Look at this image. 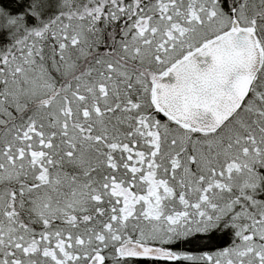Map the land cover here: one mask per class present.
Returning <instances> with one entry per match:
<instances>
[{
    "label": "snow or ice",
    "instance_id": "obj_1",
    "mask_svg": "<svg viewBox=\"0 0 264 264\" xmlns=\"http://www.w3.org/2000/svg\"><path fill=\"white\" fill-rule=\"evenodd\" d=\"M0 264H264V0H0Z\"/></svg>",
    "mask_w": 264,
    "mask_h": 264
}]
</instances>
